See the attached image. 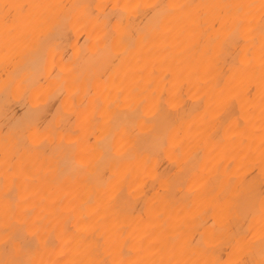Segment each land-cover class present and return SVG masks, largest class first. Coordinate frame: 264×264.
Returning <instances> with one entry per match:
<instances>
[{
  "label": "bare ground",
  "instance_id": "1",
  "mask_svg": "<svg viewBox=\"0 0 264 264\" xmlns=\"http://www.w3.org/2000/svg\"><path fill=\"white\" fill-rule=\"evenodd\" d=\"M0 264H264V0H0Z\"/></svg>",
  "mask_w": 264,
  "mask_h": 264
}]
</instances>
